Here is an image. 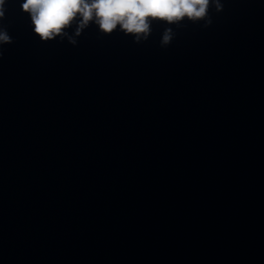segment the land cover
<instances>
[{
	"label": "clouds",
	"instance_id": "1",
	"mask_svg": "<svg viewBox=\"0 0 264 264\" xmlns=\"http://www.w3.org/2000/svg\"><path fill=\"white\" fill-rule=\"evenodd\" d=\"M6 0H0V20L5 17ZM210 6L221 11L220 0H22L21 11L31 20L33 32L43 42L67 37L75 45L91 24L100 33L110 35L114 30L134 37L135 42L147 40L153 22L179 26L185 20L191 23H211ZM72 34L69 29H73ZM171 27L162 35V46L173 38ZM5 29H0V44L11 43Z\"/></svg>",
	"mask_w": 264,
	"mask_h": 264
}]
</instances>
